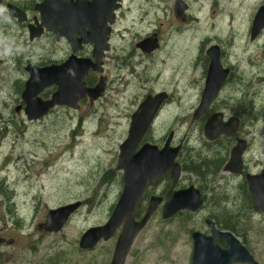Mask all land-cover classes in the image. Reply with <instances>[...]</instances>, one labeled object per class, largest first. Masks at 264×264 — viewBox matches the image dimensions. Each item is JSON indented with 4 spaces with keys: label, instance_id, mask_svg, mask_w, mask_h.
Segmentation results:
<instances>
[{
    "label": "flooded vegetation",
    "instance_id": "flooded-vegetation-1",
    "mask_svg": "<svg viewBox=\"0 0 264 264\" xmlns=\"http://www.w3.org/2000/svg\"><path fill=\"white\" fill-rule=\"evenodd\" d=\"M201 1L209 5L200 22L199 16L191 19L186 14L195 0H0L4 9L0 12V264H8V259L10 264H35L23 261V256L16 261L12 248L29 242L21 241L22 225L11 205L14 193L4 180L2 147L8 128L46 123L52 115L70 121L75 112L84 120L79 115L84 111L92 113L87 123L97 124L102 106L108 100L119 101L131 84L140 93L126 109L122 136L127 139L135 114L146 107L152 110L133 156L145 144L158 151L167 147L180 172L174 183L172 169L155 167L151 161L152 167L144 166L150 180L132 219L140 220L157 197L161 201L149 220L162 219L168 191L193 186L200 191L203 206L170 219L188 214L196 221L190 237L195 231L213 237L214 264L226 257L229 264H264V24L253 32L264 0H240L250 9L244 20L221 13L226 0ZM123 75L131 80L125 81ZM172 79L181 90L170 83ZM79 85L86 93L74 100ZM59 91L62 103L41 114V104ZM162 93L167 96L156 103ZM210 122L214 137L208 139L205 130ZM226 127L234 132L225 134ZM121 144L111 164L87 174L103 194L119 191L113 204L125 186L124 170L118 165ZM240 144L239 164L231 167L232 151ZM79 166L84 172L86 163ZM88 183L76 182L73 187L87 191ZM76 202L84 206L83 201ZM121 228L122 223L117 232ZM58 232L39 231L46 236ZM114 236L109 243L115 242ZM193 248L187 264H192Z\"/></svg>",
    "mask_w": 264,
    "mask_h": 264
},
{
    "label": "rangeland",
    "instance_id": "rangeland-1",
    "mask_svg": "<svg viewBox=\"0 0 264 264\" xmlns=\"http://www.w3.org/2000/svg\"><path fill=\"white\" fill-rule=\"evenodd\" d=\"M208 5V1L195 0L186 14L191 19L199 16L201 22L204 8ZM248 8L240 0H226L221 13L226 11L225 14L229 13L233 19L238 17L244 20L246 9L250 10ZM228 19L230 17L225 18ZM48 70L46 68L44 72ZM122 78L131 80L124 75ZM170 83L181 90L180 83H174L173 79ZM138 93L137 86L131 84L119 101L114 103L108 100L110 103L102 106V115L97 124L87 123L92 113L84 111L79 114L82 118L86 117L84 120L77 116L79 112H75L70 121H66L68 117L59 119L52 115V120L43 121L46 123L14 124L8 128L2 147L4 180L14 193L11 205L22 225L21 241L29 242L28 245L12 247L17 252L16 261L23 256V261L35 260V264H110L115 242L102 241L96 247L81 250L83 252L80 253L75 250L79 248L82 233L108 220L115 205L114 198L119 192L115 189L113 193L103 194L87 174L89 171L99 172L100 168H106L113 162L114 150L126 139L125 135L122 136L126 126V109ZM68 127L72 128L71 131ZM85 163L86 169L82 172L79 165ZM190 177L193 178L192 175ZM76 182H89V189H75L73 186ZM81 193H84V197ZM76 200L83 201L84 206L75 210L60 232L50 236L39 233H46L39 230L38 224L45 222L50 211L73 206ZM92 202L99 204L95 210L89 208ZM6 214L4 212V216ZM187 217L188 214L163 221L156 216L149 220L140 235L136 236L135 245L124 264H187L192 245L190 232L196 224L195 219L194 222L191 219L186 222ZM10 223L15 224L13 221ZM5 228L7 221L4 218ZM8 260L10 264L11 260Z\"/></svg>",
    "mask_w": 264,
    "mask_h": 264
},
{
    "label": "water",
    "instance_id": "water-1",
    "mask_svg": "<svg viewBox=\"0 0 264 264\" xmlns=\"http://www.w3.org/2000/svg\"><path fill=\"white\" fill-rule=\"evenodd\" d=\"M263 24H264V8H260L254 17L253 32L258 31L259 28L263 26ZM45 82L48 84L47 81ZM34 84L36 85V83ZM83 89L84 88L81 85H79V92L74 100H76L77 98H81V96L82 97L84 96L86 90L84 89L83 92ZM39 90L41 89L38 88L37 91ZM62 91L57 92L56 95L52 97V99L41 104L43 107L41 114H45L50 107L55 105V103L57 104L62 103L60 101V96ZM87 92L89 93L90 96L91 93L89 91ZM166 96L167 95L165 93L160 94V96L156 98V103H160L161 101H163ZM151 119H152V110L149 107H146L141 111L140 114L138 115L135 114L132 117V122L129 125V129H128V137L119 146L120 155L118 158V165L119 168L124 170V183H125L121 196L118 202L115 204L108 220L104 224L96 225L94 227L87 229L79 239V247L81 249H90L94 247L101 239L105 241L108 240L114 234V232L116 233L118 227L122 223L120 234L118 235L116 242L114 244V250L110 264L125 263V259L132 247L135 237L139 235V233L144 229V227L148 223L150 216L156 209L158 203L161 201V199L158 197L152 198L143 217L137 221H134L132 219V215L135 211V207L138 202V199L140 198L142 191L147 184V181L150 180L148 174H146L147 173L146 168L143 167L144 166L152 167L151 164H149L151 161L154 164L157 163L155 167L162 165V167L165 169H172L174 183L175 181L177 183L178 180L177 175L179 177L180 174L179 166L176 163H174L175 155L172 153V151L168 150L167 147H164L161 151H158V149L155 146L145 144L142 146V149L139 150V153L133 156V153L143 133L145 132L147 125L150 123ZM212 123L210 122L205 130V136L208 139L214 137V136H210V134L213 133V129H212L213 127H211L213 125ZM227 128L228 127L222 130L225 134L230 135L234 132V129L229 130ZM237 148H239V150ZM240 153H241L240 146H237L233 149L231 156L232 159L231 167L236 164H239ZM202 206H203L202 195L199 192V190L195 189L193 186L178 191H174L173 189H171L168 191L166 195V201L162 207V220L166 221L172 218L176 213L184 210L194 213L198 211ZM78 207H80V203L76 202V204H73V206L58 208L55 211H50L46 215L45 222L43 224H40L39 228L48 233L60 231L64 227V224L68 221L70 215ZM214 231L216 232V230ZM214 231H213V235L215 236L216 233L218 234V232L215 233ZM219 234H223L224 236L227 235L230 237L228 233H219ZM191 238H192L191 240L192 245H194L192 264H214L213 262L215 260L211 256V254L216 252L215 250H213L214 248L212 249L213 237H205L201 233L195 231L191 234ZM218 257L220 256L218 255ZM227 258L228 257H226V259ZM226 259L224 260L222 259L220 261V264H229V262ZM217 262H219V260Z\"/></svg>",
    "mask_w": 264,
    "mask_h": 264
},
{
    "label": "trees",
    "instance_id": "trees-1",
    "mask_svg": "<svg viewBox=\"0 0 264 264\" xmlns=\"http://www.w3.org/2000/svg\"><path fill=\"white\" fill-rule=\"evenodd\" d=\"M200 166L202 167V166H204L203 164H200ZM109 193V190H106V195ZM98 203H94V202H92L91 204H90V206H89V208L91 209L92 207H93V210H95L96 209V207H98ZM185 221L186 222H189L190 221V218L189 217H187L186 219H185ZM182 225H184V224H182ZM75 250L78 252V253H80V252H83V251H81V249H79V248H75ZM55 257H57V258H59L60 259V257L59 256H55Z\"/></svg>",
    "mask_w": 264,
    "mask_h": 264
},
{
    "label": "bare ground",
    "instance_id": "bare-ground-1",
    "mask_svg": "<svg viewBox=\"0 0 264 264\" xmlns=\"http://www.w3.org/2000/svg\"><path fill=\"white\" fill-rule=\"evenodd\" d=\"M168 150H170V149H168ZM240 150H242V145L240 144ZM214 245V244H213Z\"/></svg>",
    "mask_w": 264,
    "mask_h": 264
},
{
    "label": "clouds",
    "instance_id": "clouds-1",
    "mask_svg": "<svg viewBox=\"0 0 264 264\" xmlns=\"http://www.w3.org/2000/svg\"><path fill=\"white\" fill-rule=\"evenodd\" d=\"M4 9L2 7H0V12H2Z\"/></svg>",
    "mask_w": 264,
    "mask_h": 264
}]
</instances>
